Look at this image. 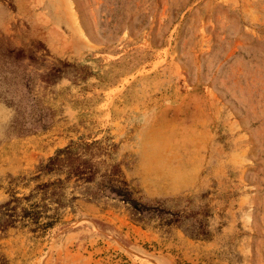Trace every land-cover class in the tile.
Returning <instances> with one entry per match:
<instances>
[{
  "label": "rangeland",
  "instance_id": "1",
  "mask_svg": "<svg viewBox=\"0 0 264 264\" xmlns=\"http://www.w3.org/2000/svg\"><path fill=\"white\" fill-rule=\"evenodd\" d=\"M0 264H264V0H0Z\"/></svg>",
  "mask_w": 264,
  "mask_h": 264
},
{
  "label": "trees",
  "instance_id": "2",
  "mask_svg": "<svg viewBox=\"0 0 264 264\" xmlns=\"http://www.w3.org/2000/svg\"><path fill=\"white\" fill-rule=\"evenodd\" d=\"M60 154H65V155L68 156V154H70V150L68 148H65L63 150H59L58 153H57V155L54 158H52V159L49 160V163L48 164L49 165H52L57 160H60L62 158V157H60ZM80 171H81V169L79 167H77V168H73L70 171V173H78Z\"/></svg>",
  "mask_w": 264,
  "mask_h": 264
}]
</instances>
